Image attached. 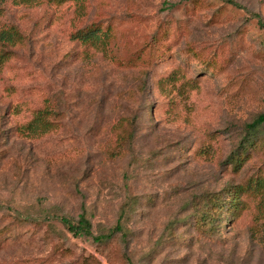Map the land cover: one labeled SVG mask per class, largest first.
I'll return each instance as SVG.
<instances>
[{
	"label": "rangeland",
	"instance_id": "obj_1",
	"mask_svg": "<svg viewBox=\"0 0 264 264\" xmlns=\"http://www.w3.org/2000/svg\"><path fill=\"white\" fill-rule=\"evenodd\" d=\"M234 1L0 0V264H264V122L229 162L264 113V0ZM122 206L124 240L52 218L102 234Z\"/></svg>",
	"mask_w": 264,
	"mask_h": 264
},
{
	"label": "trees",
	"instance_id": "obj_2",
	"mask_svg": "<svg viewBox=\"0 0 264 264\" xmlns=\"http://www.w3.org/2000/svg\"><path fill=\"white\" fill-rule=\"evenodd\" d=\"M227 4H230L231 6L241 8L238 3H236L234 0H221ZM251 16L256 20L257 26L264 31V20L260 17L259 14L251 12ZM99 32L96 29L87 30L84 33H79L78 36H80L81 41H98V33ZM17 32L15 30H0V46L1 45H7V44H13L16 41L19 40V35L16 34ZM3 54H0V62L2 61ZM264 122V113L257 114L250 122L244 124L243 127V136L241 138V141L238 144V149L235 150V153L232 154V156L229 158V162L232 163L233 167H237L243 160V154L241 152L246 151V146H252V135L254 134L255 130ZM227 193V194H226ZM225 196L222 197H215L214 200L212 196L209 198V201H212L209 205H207V209L205 212V217L207 220V223L209 224V227L212 226V228L218 227V222L213 219V215L216 214L217 217L221 215L222 211L227 210H233L235 211L237 209L236 202H237V196H238V190L237 192L235 190L231 192H226ZM124 213V207L122 206L118 213V218L115 221V224L107 229L105 233L102 234H94L91 230V224L89 220L84 216L83 213H80L77 215V218L75 220L69 219L65 216H52L53 219L57 220L62 227L71 235V236H85L90 237L93 241H101V240H108L110 239L114 234H119L120 238L124 240L125 238V231L123 230L122 225L120 224V217ZM264 234V230H263Z\"/></svg>",
	"mask_w": 264,
	"mask_h": 264
}]
</instances>
